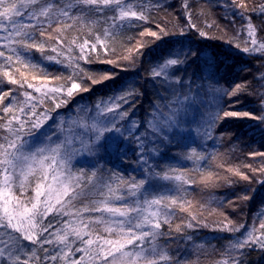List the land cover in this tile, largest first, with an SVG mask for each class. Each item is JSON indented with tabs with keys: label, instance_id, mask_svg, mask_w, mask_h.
Masks as SVG:
<instances>
[{
	"label": "snow or ice",
	"instance_id": "1",
	"mask_svg": "<svg viewBox=\"0 0 264 264\" xmlns=\"http://www.w3.org/2000/svg\"><path fill=\"white\" fill-rule=\"evenodd\" d=\"M151 7L164 9L168 6L161 3V0H155ZM224 7L231 11L233 17L239 16L242 22L246 21L242 27L246 30L248 39L244 41L242 48L240 44L235 46L245 53L264 54V39L257 37L258 30L264 32V29L253 24V17L248 15L249 11L256 12L257 8L250 9L247 0H230V3L226 0ZM148 8L146 3L134 5L132 0H65L64 3L59 0H0V111L3 112V115H0V264H190L181 258L173 260V257L157 244V241L165 236L163 225H168L171 230L170 217L175 215L177 210L186 212L191 217L192 222L186 225L188 228L200 223L198 216L189 211L192 202L180 195L181 192L187 191L183 188L187 181L183 179L182 174H175L178 169H171L172 175L165 173L162 177L164 180L178 182L174 194L153 196L145 187L148 178L137 180L133 177L129 183L120 177V184H125L127 191L116 195L112 176L105 178L103 173L98 174L96 170L85 172L81 169L73 172L69 161L75 152L69 149L68 145L74 141L66 137L62 139L51 131L53 126H57L61 132L65 129V122L58 123L56 119V116L60 115L58 109L67 108L77 95L90 92L92 85L115 79V75H90L87 79L91 83L86 84L83 78L74 74L67 78L66 83L51 84L52 80L64 78L49 77L47 74L37 76L35 70L38 66L29 58V54L35 51L41 53L44 59L56 63L67 60L68 66H73L75 62V68L84 72L78 62L84 60L91 63L95 54L100 63L119 66L115 57L107 58L110 53H115V49L109 47V38L114 37L122 28L136 26L133 21L147 22ZM258 8L264 19V3L259 4ZM180 9L187 21V28L194 29L200 37L212 38L197 26L193 18V6L188 0H181ZM237 9L239 11H236ZM107 13H112L107 16L111 25L94 39L85 38L82 43L73 39L71 44L78 47L79 54L66 55V52L71 53L73 49L65 41L64 32L72 28L77 21L81 25L95 24L96 21L91 19L92 14ZM212 26L207 25L209 28ZM156 27L159 34L144 29L139 35L155 37L157 40L161 35H169L166 28L159 24ZM180 34H184V28L180 29ZM49 41H54V45L50 46ZM49 47L55 55H45ZM135 47L138 52L143 47V41L137 40ZM132 51L133 49L129 48V54L121 58L132 59ZM169 56L174 58H168L163 64L152 69L154 77L167 76L170 66H176L179 71L180 65L196 63L198 71H206L207 79L214 85H219L221 80L227 85L223 89L214 88L215 92L222 93L219 99L238 97L246 91L245 82L229 83L224 76L216 79L220 73V63L215 56L205 57L202 52L195 51L170 52ZM201 64L203 68L200 67ZM21 68L33 70L32 80L39 79V85L29 82ZM14 73H19L23 79H17ZM261 78L264 79V75ZM6 85H18L20 89H25L26 86L27 89H32V92L25 90L18 93L24 97L21 101ZM36 93L40 94L39 97ZM135 95L134 89L121 88L107 99L98 101L91 109H81L86 119L85 125H82L85 131L76 135L92 133L87 143L80 141L87 150L86 153H81L82 155H92L104 150L108 155L123 156L133 149L143 154L147 137L141 134L140 129L144 125L132 120L129 111L135 107ZM5 100L8 101L6 104ZM46 100L51 101V107L37 112V107L44 105ZM260 102L259 114L227 110L225 106L217 104L204 120V134L213 138L212 134L217 127H222L230 118H247L264 123V95H261ZM89 111L92 115H87ZM175 117L176 113H173V118L165 125L151 124L153 134L158 139H177L179 133L175 129L179 128L180 121ZM49 121L51 123H48ZM37 133L43 136L48 144L33 151L25 137H36ZM54 135L55 140L52 139ZM247 155L253 157L252 162L237 166L218 165L224 168L226 174L230 173L232 177L237 178H226L227 184L244 181L248 185L253 182L264 185V151H252ZM256 157L261 158L259 166H256ZM185 158L203 161L214 160L216 156L205 157L193 150ZM142 162L145 165L148 163L147 160ZM92 168L95 169L96 165H92ZM145 171L151 176L150 168ZM30 177L36 178L34 195L22 200L17 195L16 188L19 185L23 189ZM219 178V174H216V179ZM200 182L205 186L210 183L212 187L217 186L213 182V173L205 174L203 170ZM248 191L247 188L241 189V195L219 202L218 208L225 204L234 205L236 200L248 201L251 199ZM87 197L97 198L80 207L74 203ZM113 197L123 200L124 203L120 206L114 205L111 202ZM128 197L135 199L130 202ZM91 213L101 215L93 216ZM220 215L224 217V221L219 223L220 231L239 232L244 228L243 224L233 226V221L223 212ZM64 217L69 219L65 220ZM97 225H103L102 231L108 235H103ZM175 230L181 232L182 228L177 225ZM46 245H51V249ZM251 246L264 249V218L259 222L258 228L253 226L237 238L226 251V258L216 264H243L240 257L243 251ZM77 253L80 255L77 256Z\"/></svg>",
	"mask_w": 264,
	"mask_h": 264
},
{
	"label": "trees",
	"instance_id": "2",
	"mask_svg": "<svg viewBox=\"0 0 264 264\" xmlns=\"http://www.w3.org/2000/svg\"><path fill=\"white\" fill-rule=\"evenodd\" d=\"M59 2L64 3L65 0H59ZM132 2L134 5L141 2L149 5L147 12L149 19L147 22L133 21L132 23L136 26L122 28L116 32L114 37L109 38V47L114 48L115 53H110L107 58L115 57L119 66L102 64L93 54L91 63H86L84 60L78 62L80 68L84 69V72H80L75 68V62H73V66H68L67 60L63 63H56L44 59L41 53L33 51L29 54V58L38 66L35 70L37 76L47 74L49 77L64 78L58 81L52 80L51 84L66 83L67 78L74 74L83 78L86 84L91 83L87 79V76L90 75H115V79L92 85L90 92L77 95L67 108L58 109L60 115L56 116V119L58 123L65 122V129L61 132L57 126H53L51 131L61 136L62 139L73 138L74 142L68 145L69 149L75 152L69 161L73 172H78L81 169L85 172L96 170L98 174L103 173L105 178L112 176L116 195L127 191L126 185L120 184V177L129 183L133 177L137 180L148 178L145 187L153 196L174 194L178 182L164 180L162 177L165 173L172 175L171 169H178L179 171L175 174H182L183 179L187 181L183 184V188L187 191L181 192L180 195L192 202L189 211L198 216L200 223L193 228H188L186 225L192 222L191 217L188 213L177 210L175 215L170 217L171 230L168 225H163L162 231L165 232V236L161 237L157 244L165 249L173 257V260L181 258L184 261H189L190 264H216L217 261L226 258V251L230 249L231 244L237 238L253 226L258 228L259 222L264 218V185L255 182L248 185L244 181L229 185L225 182L226 178L232 180H237V178L232 177L230 173L226 174L224 168L218 166L243 165L253 161V157L248 156L247 153L264 151V123L247 118H230L222 127H217L212 134L213 138H208L204 134L206 130L204 120L217 104L225 106L227 110L259 114L261 95H264V79L261 78L264 75V54L245 53L235 46L240 44L242 48L244 41L248 39L246 30L242 27L246 21L242 22L239 16H232L231 11L224 7L226 0H188L189 4L193 6L194 21L199 28L212 37L211 39L200 37L194 29L186 27L187 21L180 9L181 0H161V3L168 6L164 9L151 7L155 0H132ZM228 2L230 3V0ZM247 2L250 9L257 8L256 12L249 11L248 13L250 17H253V24L264 29V19H262L258 8L259 4L264 3V0H247ZM110 15L112 13L92 14L91 19L96 21L95 24L81 25L77 21L72 28L67 29L64 32V39L71 45L73 51L66 52V55L76 56L79 54L78 47L71 44L73 39L77 43H82L85 38L94 39L97 34H102L104 29L111 25V21L107 19V16ZM157 24L166 28L169 35H161L159 40L155 37L139 35L144 29L156 31L159 34ZM208 24L213 26L209 28ZM181 28H184L183 35L180 34ZM257 37L264 39V32L258 30ZM137 40L143 41V47L138 52L135 47ZM54 43V41L48 42L50 46H53ZM129 48L133 49V58L122 59V56L129 54ZM181 51L202 52L205 57L215 56L220 63V73L216 79L224 76L229 83L245 82L246 91L240 93L238 97L219 99L218 97L222 93L215 92L214 88L223 89L227 85L223 80L219 85H214L207 79L206 71H198L196 63L180 65L179 71L176 70V66H170L167 69V76L154 77L152 75L153 68L163 64L168 58H174L169 56L170 52L179 53ZM48 54L55 55L51 53L50 47L45 55ZM101 57L103 58V53H101ZM200 67L203 68V64ZM21 71L25 72L29 82L36 85L41 82L39 79L32 80L33 70L21 68ZM14 75L17 79H23L19 73H14ZM6 88L12 89L13 95L21 101L24 97L18 93L25 90L32 92V89H27L26 86L25 89H20L18 85H6ZM121 88L134 89L136 92L133 97L135 107L129 111L132 120L137 124L144 125L140 129L141 134L147 137L143 154L133 149L123 156L108 155L104 150L92 155H82L81 153H86L87 150L80 141L83 140L87 143L88 137L92 133L89 132L83 136L76 135L85 131L82 125H85L86 119L81 109H91L98 101L107 99ZM35 95L39 97L40 94L36 93ZM7 102L5 100L4 103ZM45 107H51L50 100H46L44 105L38 106L37 112L43 111ZM125 107L128 106L125 105ZM173 113H176L175 118L180 121L179 128L175 129L179 136L173 140L163 137L158 139L153 134L150 125H165L173 118ZM0 115H3L2 111H0ZM52 115L55 116L56 113H52ZM87 115H92V112H87ZM87 123H91V121H87ZM120 123L123 124L125 121H120ZM25 139L33 145H29L31 148L46 147L48 144V141L39 133L36 137H25ZM52 139L55 140L56 136L54 135ZM193 150L205 157L214 155L216 159L203 161L195 158L186 159L185 157ZM260 159L259 157L255 158L256 166H259ZM143 160H147L148 163L145 165ZM94 164L96 165L95 169L92 168ZM146 168L151 169V176H149V172L145 171ZM202 170L205 174L213 173V182L217 186L212 187L211 183L205 186L200 182ZM242 170L248 171L247 169ZM216 174H219V179H216ZM25 183L26 186L23 189L19 185L16 188V193L22 200H27L34 195L33 187L36 178L30 177V181ZM244 188L249 189L248 195L251 199L248 201L236 200L234 205L225 204L218 208L219 202L241 195V189ZM104 191L107 192V189ZM93 198L97 197L81 198L74 203L80 207L90 203ZM134 199V197H128L130 202ZM111 202L116 206L124 203L123 200H116L114 197ZM202 205L203 207H201ZM214 208L217 211L213 212ZM221 212L233 221V226L243 224L244 228L239 232L220 231L219 223L224 221V217L220 215ZM91 215L100 216L101 214L91 213ZM64 219L67 220L69 217H64ZM205 224L208 226L205 227ZM177 225L181 226V232L175 230ZM96 227L103 235H108L103 233V225ZM79 255L77 253V256ZM240 258L243 264H264V249L259 246L248 247Z\"/></svg>",
	"mask_w": 264,
	"mask_h": 264
},
{
	"label": "rangeland",
	"instance_id": "3",
	"mask_svg": "<svg viewBox=\"0 0 264 264\" xmlns=\"http://www.w3.org/2000/svg\"><path fill=\"white\" fill-rule=\"evenodd\" d=\"M70 140H73V138L70 137ZM29 145H31V144H29ZM31 146H33V145H31ZM31 146H30V147H31ZM35 149H36V147L32 148L33 151H35ZM33 179H34V178H33ZM29 181H30V178H29ZM49 219H51V217H49ZM46 247H48L49 249H51L52 246H51V245H46ZM40 255H43V253H40Z\"/></svg>",
	"mask_w": 264,
	"mask_h": 264
}]
</instances>
